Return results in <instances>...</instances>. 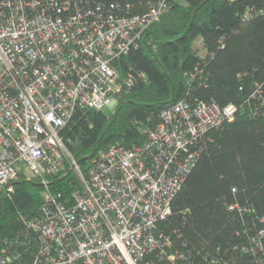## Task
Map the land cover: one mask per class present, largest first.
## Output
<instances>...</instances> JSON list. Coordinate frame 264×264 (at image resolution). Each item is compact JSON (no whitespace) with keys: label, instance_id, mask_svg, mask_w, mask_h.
I'll use <instances>...</instances> for the list:
<instances>
[{"label":"built area","instance_id":"obj_1","mask_svg":"<svg viewBox=\"0 0 264 264\" xmlns=\"http://www.w3.org/2000/svg\"><path fill=\"white\" fill-rule=\"evenodd\" d=\"M114 8L0 0V199L19 182L45 189L40 213L28 224L40 247L33 264H141L170 247L156 224L171 215L199 141L243 114L234 105L170 104L143 145L99 150L83 167L61 130L78 108L115 112L117 96L135 84L115 62L138 47L168 7L163 1L143 16ZM69 176L78 185L71 197L54 189ZM7 249L0 264L16 259Z\"/></svg>","mask_w":264,"mask_h":264},{"label":"trees","instance_id":"obj_2","mask_svg":"<svg viewBox=\"0 0 264 264\" xmlns=\"http://www.w3.org/2000/svg\"><path fill=\"white\" fill-rule=\"evenodd\" d=\"M71 1L103 11L114 6L128 16H143L163 1L168 7L138 47L115 62L135 79L117 96L115 112L78 108L61 130L83 167L99 150L143 145L170 104L234 105L243 113L199 141V157L171 215L156 224L157 237L169 239L170 247L141 264L264 261V0ZM63 181L54 189L71 197L78 185L73 176ZM44 193L37 181L19 182L0 199V255L5 248L15 254L10 264H33L38 256V236L28 224L39 215Z\"/></svg>","mask_w":264,"mask_h":264},{"label":"rangeland","instance_id":"obj_3","mask_svg":"<svg viewBox=\"0 0 264 264\" xmlns=\"http://www.w3.org/2000/svg\"><path fill=\"white\" fill-rule=\"evenodd\" d=\"M107 115H111L114 112V109H111L109 107L104 108L103 110Z\"/></svg>","mask_w":264,"mask_h":264}]
</instances>
